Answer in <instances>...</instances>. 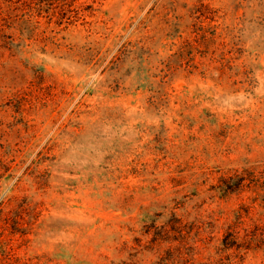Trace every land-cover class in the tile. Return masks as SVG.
Wrapping results in <instances>:
<instances>
[{"label":"rangeland","instance_id":"rangeland-1","mask_svg":"<svg viewBox=\"0 0 264 264\" xmlns=\"http://www.w3.org/2000/svg\"><path fill=\"white\" fill-rule=\"evenodd\" d=\"M0 264H264V0H0Z\"/></svg>","mask_w":264,"mask_h":264}]
</instances>
